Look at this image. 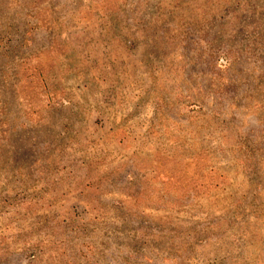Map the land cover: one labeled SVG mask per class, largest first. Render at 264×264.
<instances>
[{"label": "rangeland", "instance_id": "obj_1", "mask_svg": "<svg viewBox=\"0 0 264 264\" xmlns=\"http://www.w3.org/2000/svg\"><path fill=\"white\" fill-rule=\"evenodd\" d=\"M0 264H264V0H0Z\"/></svg>", "mask_w": 264, "mask_h": 264}]
</instances>
